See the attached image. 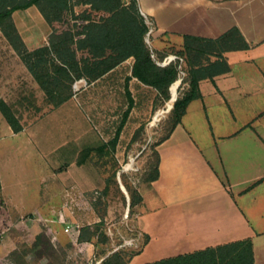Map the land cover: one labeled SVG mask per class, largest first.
<instances>
[{
  "label": "crops",
  "instance_id": "obj_1",
  "mask_svg": "<svg viewBox=\"0 0 264 264\" xmlns=\"http://www.w3.org/2000/svg\"><path fill=\"white\" fill-rule=\"evenodd\" d=\"M138 2L152 23L150 44L164 59L182 48L184 35L215 39L235 26L250 48L226 54L231 71L201 82L202 98L190 103L181 124L157 146L160 175L151 185L142 186L143 201L137 207L135 240L145 235L149 239L131 264L244 239L253 242L254 263L264 264V0ZM13 19L29 50L49 45L52 28L36 6L14 12ZM9 93L21 101L37 93L49 102L0 29V98L10 105ZM8 131L7 136L16 138L24 129L15 133L9 125ZM47 175L58 179V174L52 176L50 165ZM0 178L7 224L2 232H8L0 255L8 256L23 241L32 243L24 232L35 238L46 230L60 245L70 228L67 233L74 230L69 234L74 246L86 250L88 259L93 256L94 244L78 240L80 229L73 222L79 219L62 209L74 181L41 192L38 205L23 209L8 191L11 185L5 184L1 167ZM67 220L70 224L64 225Z\"/></svg>",
  "mask_w": 264,
  "mask_h": 264
},
{
  "label": "rangeland",
  "instance_id": "obj_2",
  "mask_svg": "<svg viewBox=\"0 0 264 264\" xmlns=\"http://www.w3.org/2000/svg\"><path fill=\"white\" fill-rule=\"evenodd\" d=\"M83 9L76 8L77 12ZM19 21L22 23L24 19ZM148 44L156 57L163 55ZM133 64L134 59L131 58L102 79L92 84L84 82L79 90L75 88L79 80L75 81L71 89L73 96L59 106L43 100L37 93H31L24 101L9 93L10 105L23 122L24 132L16 138L7 136L9 124L0 111V167L5 184L10 182L8 191L15 201L21 203L17 207L31 209L38 205L41 192L45 194L48 189H58L66 182L74 181L66 193L68 202L63 206L59 203L54 205L62 206L70 216L79 219L73 222L75 229L101 223L98 232L106 236L94 243L90 259L86 250L80 251L74 246L69 235L74 230L65 232L67 237L60 245H55L48 236L54 249L41 259L29 255V264H97L106 253L120 248L128 251L144 248L143 237L135 240L138 236V210L130 213L131 196L126 184L138 190L149 177L155 163L154 147L168 133L174 99L177 95L179 97L185 85L179 82V78L171 87L172 100L162 103L155 89L145 87L137 80L127 84ZM128 90L134 97V108L116 148L109 146L102 151L101 147L114 139L128 109ZM48 165L52 176L53 173L58 174L57 180L48 178ZM121 183L127 193L121 188ZM3 215L2 203L0 245L8 234L2 232L7 227ZM66 224H70L69 220ZM24 233L26 240L35 241L34 237H28V232ZM32 243L23 241L18 248ZM0 264L16 262L10 253L8 256L0 255Z\"/></svg>",
  "mask_w": 264,
  "mask_h": 264
},
{
  "label": "trees",
  "instance_id": "obj_3",
  "mask_svg": "<svg viewBox=\"0 0 264 264\" xmlns=\"http://www.w3.org/2000/svg\"><path fill=\"white\" fill-rule=\"evenodd\" d=\"M32 6L40 10L52 28L49 45L33 51L26 46L13 19L14 12ZM77 7L84 9L77 12ZM0 29L45 91L48 101L56 106L73 96L71 89L75 81L85 79L92 84L131 58L134 64L127 84L136 78L155 89L162 103L171 99V87L178 81L182 71L186 73L183 80L185 88L180 91L169 117V131L154 147L155 163L142 186L151 185L159 178L160 155L157 146L181 124L190 103L202 98L201 82L205 79L214 81L217 76L231 71L226 58L228 52L250 48L237 26L215 39L184 35L182 48L174 50V54L183 58L184 62L177 60L162 66L159 62L164 60L165 55L156 57L147 42L150 25L140 10L138 0H0ZM127 93L128 109L114 139L109 145H103L102 151H106L109 146L116 148L134 108L132 94L129 90ZM0 111L15 133L24 129L13 108L2 98ZM126 187L131 196L130 213H134L143 201L141 188L134 190L129 184ZM100 226L101 223L82 228L79 242L97 244L101 237L105 239L106 236L98 232ZM148 239L145 235L143 246ZM53 249L52 240L46 232H40L31 245L17 247L11 255L16 264H29V255L41 259ZM142 249L128 251L120 248L106 253L101 264H131L132 258ZM145 264H255L253 242L251 239L239 240Z\"/></svg>",
  "mask_w": 264,
  "mask_h": 264
},
{
  "label": "built area",
  "instance_id": "obj_4",
  "mask_svg": "<svg viewBox=\"0 0 264 264\" xmlns=\"http://www.w3.org/2000/svg\"><path fill=\"white\" fill-rule=\"evenodd\" d=\"M146 21L150 25V31L148 33V39H147V42L150 43L149 37H150V35H151L152 31H153V28H152V23L147 18H146ZM177 60H180L181 63L184 62L183 58H180V57H178L176 55H171V56L165 58L162 62H159V64L162 65V66H166V65L170 64L171 62H174V61H177ZM185 77H186V73L184 71H182L181 75H180L179 82H183ZM84 82L87 83L85 79H81V80L77 81L76 85H75V88L79 90ZM69 231H70V228H67L66 232H69ZM97 264H101V261H98Z\"/></svg>",
  "mask_w": 264,
  "mask_h": 264
},
{
  "label": "water",
  "instance_id": "obj_5",
  "mask_svg": "<svg viewBox=\"0 0 264 264\" xmlns=\"http://www.w3.org/2000/svg\"><path fill=\"white\" fill-rule=\"evenodd\" d=\"M171 94H172V88H171ZM177 99H178V95H177V97L174 99V103L177 101ZM172 100V99H171ZM121 188L123 189V191L125 192V193H127V190H126V188L124 187V185L121 183ZM128 199H129V201H130V196H128Z\"/></svg>",
  "mask_w": 264,
  "mask_h": 264
}]
</instances>
